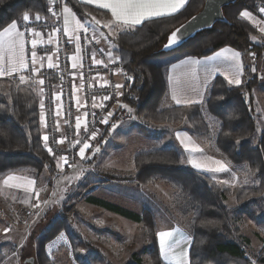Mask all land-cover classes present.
Segmentation results:
<instances>
[{
  "label": "trees",
  "instance_id": "obj_1",
  "mask_svg": "<svg viewBox=\"0 0 264 264\" xmlns=\"http://www.w3.org/2000/svg\"><path fill=\"white\" fill-rule=\"evenodd\" d=\"M203 1L189 0L174 15L147 20L116 36L114 54L131 79L130 83L124 84L120 102L122 110L130 109L146 125L182 126L191 136L206 138L211 156L221 159L238 174L242 185L235 188L218 185L186 165L181 151L170 145L137 151L132 159L134 174L128 179L139 187H147L154 181L164 182L170 186L174 197L185 204L190 213L189 264H252L242 245L229 239L235 234L231 230V213L226 201L233 198L240 206L264 198V132L256 143L250 141L257 131L253 92L264 84L249 77L247 72L244 83L237 87L216 77L207 88L202 103L174 106L168 101L166 74L172 64L184 58L207 57L225 47L240 53H260L262 48L253 43L257 37L255 28L242 20L240 14L244 10L256 13L259 7H264V0H237L223 8L227 23H217L211 30L196 35L168 53L160 52L168 35L197 14ZM48 2L0 0V31L13 21L21 24L25 13L39 14L51 25ZM62 2L81 21L92 14L108 15L78 0ZM48 74L54 83V76ZM43 171L54 175L55 163L41 138L38 97L32 87L21 84L19 78L0 79V182L9 175L41 174ZM249 171L251 174L246 180ZM87 202L141 224L148 236V245L142 252L147 257L146 264H166L159 252L156 218L152 211L145 209L138 214L92 197ZM60 220L59 223L55 220L47 234L37 241L34 264H57L53 256L58 249L68 252L72 264H89L78 255L75 238L66 220ZM56 238L60 242L53 250L49 244ZM257 263L264 264V258H258ZM127 264L145 262L132 255Z\"/></svg>",
  "mask_w": 264,
  "mask_h": 264
},
{
  "label": "rangeland",
  "instance_id": "obj_2",
  "mask_svg": "<svg viewBox=\"0 0 264 264\" xmlns=\"http://www.w3.org/2000/svg\"><path fill=\"white\" fill-rule=\"evenodd\" d=\"M60 2L62 13L64 5L62 0ZM94 16L99 15H90ZM43 20L45 19L41 17L40 20L29 22L37 24V21ZM23 24L26 22L22 20L21 29ZM35 27L37 26L31 27L32 30ZM263 64L264 61L260 64L259 70L262 71L259 78H262L264 84ZM121 72L119 70L120 75ZM127 77L124 81L130 83L131 79L128 75ZM43 81L45 92L46 82ZM262 86L257 93L255 117L257 114H264V85ZM107 111L108 107L102 111L103 115H100L97 127L91 132L88 128V132H85V125V130L78 134L75 122L76 149L71 157L67 156V153L60 154L66 149V134L63 137L58 136L54 120L57 151H48L51 149L48 141L46 149L50 156H53L52 159L56 156L63 158L62 166L55 165L54 175L43 171L35 177L34 183L31 182V176L6 184V192L10 193L14 200L11 201L10 207L0 200V264H34L37 241L47 234L55 220L59 223L60 219L66 220L75 238V249L87 263L127 264L132 255H135L141 257L146 264L148 260L142 252L148 245V236L143 226L89 204L87 199L91 197L138 214L145 209L152 211L156 218L157 234L171 228L188 230L190 213L181 199L174 197L170 186L161 181H154L147 187H139L128 179L134 174L132 159L137 151L150 147L176 146L174 131L186 128L153 123L146 125L130 109L117 108L116 114L110 115L109 119L105 117ZM104 119H107L108 123H102ZM63 130L66 133L67 129ZM45 131L48 133L47 128ZM261 131L262 128L258 125L255 137H258ZM47 133L45 135L48 137ZM93 133L95 138H92ZM199 140L206 147L209 146L206 138ZM250 141L253 143V138ZM85 143L89 144V148L85 150L82 158L80 148ZM226 205L230 209L231 230L235 234L229 239L238 241L246 258L251 263L254 261L258 264L257 259L264 258V198L240 206L235 204L233 198H229ZM58 242L59 238L52 240L50 248L56 250ZM31 259L32 263L29 261ZM53 260L57 264H72L66 250L58 249Z\"/></svg>",
  "mask_w": 264,
  "mask_h": 264
},
{
  "label": "crops",
  "instance_id": "obj_3",
  "mask_svg": "<svg viewBox=\"0 0 264 264\" xmlns=\"http://www.w3.org/2000/svg\"><path fill=\"white\" fill-rule=\"evenodd\" d=\"M80 3L91 6L95 9L106 12L107 17L94 16L90 17L85 21L79 20L74 13L71 11L65 13L64 10L60 15V21L62 24V30L64 35L68 40L71 38L72 44V54L68 60V69L72 75L73 79V101H74V115L75 122L77 123V119H79L80 127H76V131L78 134H81L83 130H85L86 118L89 114L95 113L97 114L102 106V97L101 95H97L96 97H88L83 92V81H84V70L85 67L90 66H112L113 65V74L112 76H107L104 74H94L90 75V84L91 86L97 90H105L107 88H115L114 90L116 96L111 98L109 102L108 111L105 114V117H109V113L111 115L116 114L117 108H121L122 104L120 102L122 90L124 89L125 77L120 75L119 68L121 67L119 64V60L117 56L114 54L115 45L113 40L116 36L125 29L134 28L135 26H127L122 23H116L115 18L111 14L110 9L101 8L99 5L102 3H107L109 0H78ZM189 0H186L185 5ZM66 6L63 7V9ZM183 8V7H182ZM182 8L176 11L174 14L178 13ZM247 11L249 16L244 17L240 14V18L246 22H248L251 26H253L257 32V37L253 39V43L255 46H258L261 49L260 53L255 52H247L240 53L239 58L232 59V54L237 52L231 48L225 47L222 48L210 56L203 58H193L188 57L184 58L174 64H172L166 74V82H167V96L168 101L174 106H188L194 104H200L203 102L205 93L207 88L210 86L212 81L216 77H221L226 81V83L232 87L240 86L244 83L246 72L249 77H254L260 84H263L261 81L262 78H259V75L262 69L259 70L261 62L264 61V11L260 9L253 13L249 10ZM171 14V15H174ZM167 15V16H171ZM164 16V17H167ZM36 15H29V20H36ZM67 17L68 24L65 25L64 18ZM162 18V17H161ZM157 19V18H155ZM52 20V19H51ZM95 21H99V24L95 23ZM151 20L146 19L143 22ZM142 22V23H143ZM78 23L84 25L87 28V32L84 31L83 27H78ZM141 23V24H142ZM140 24V25H141ZM21 24H17V30L21 31ZM24 25V24H23ZM107 25V26H106ZM9 26V25H8ZM35 29L31 31L30 34V43L27 45L24 40V59L27 63L28 67L26 69L18 70L12 72L11 75L0 76V79H12L19 78V81L23 85H29L34 90V93L38 97L39 101V112H40V131L41 138L45 146V142L43 137L46 134L44 121H41V113L45 115V96L46 91L44 92V87L40 84V80H45V76L48 73H55L58 70V56H57V39L54 28L49 24L47 28H39V25H36ZM67 28V32L64 29ZM22 32V31H21ZM85 34L91 36L93 43H88L84 40ZM25 38V36H24ZM23 38V39H24ZM51 39V43L49 40ZM35 40L36 44L33 47L32 41ZM77 48L80 49L77 52ZM103 49V51H101ZM35 52V65H33V57L32 53ZM93 53L95 56L93 57ZM109 53L111 54L112 60L110 62ZM220 53V55H217ZM18 55V53H17ZM0 56L4 59L0 61V64H3L5 67H8L9 58L13 56L8 50L7 43H5L4 47L0 49ZM49 57H51V62L54 64L53 68H48ZM101 60L102 64H96L93 61ZM76 64V67L73 68L72 65ZM33 67H35L36 71H33ZM255 68V71H253ZM264 68V64H263ZM264 74V73H263ZM262 74V75H263ZM225 75H228L229 78H233L238 76L241 80L240 85L229 84L227 80L224 78ZM24 77V81L20 80V77ZM123 79V80H122ZM123 81V82H121ZM82 85V87H81ZM116 85H122V87L117 88ZM263 87V86H262ZM260 86H257L254 89V100L257 103L258 100V92L261 90ZM50 97L52 100V106L54 109L55 120L57 124V133L59 137L65 136V132L63 128L64 126V117L62 111V97L61 90L56 85V83H50ZM59 95L60 100H56L55 97ZM177 100L180 102L177 103ZM43 102L44 107L41 109L40 104ZM255 103V105H256ZM258 104V103H257ZM257 105L255 106V108ZM45 117V116H44ZM112 117V116H111ZM110 119V117H109ZM256 119V127L260 125L262 128V132H264V114H257ZM260 133V134H261ZM259 134V135H260ZM173 138L176 146L183 156V160L186 165L195 169L201 174L206 175L211 180L217 182L221 186H227L229 188L238 187L241 184L240 176L234 173L229 166L222 161L221 159H217L211 156L209 146L203 145L202 141L191 136V134L187 130H175L173 133ZM258 137H253V143L257 142ZM60 141H62L60 139ZM62 149L64 144L61 145ZM46 148V147H45ZM192 149H199V151H192ZM47 150V149H46ZM48 152V151H47ZM64 155V149L60 152V154ZM49 154V153H48ZM50 155V154H49ZM53 157V156H51ZM62 159V157H61ZM61 159L56 156L53 158L56 167L62 166ZM58 161L60 162L58 164ZM216 161H221L223 164L227 166V170L221 172H213V171H204L205 168H216L218 165ZM199 164L201 168L198 170L192 166V163ZM39 174L30 173V172H22L13 175L7 176L0 182V200L7 206H12L11 201H13V196L8 192H6V187L10 181H22L24 179L32 178L34 183L35 177ZM7 184V185H6ZM33 186V185H31ZM6 188V189H5ZM16 195V194H15ZM14 195V196H15ZM23 199V198H22ZM167 231L173 233V235L166 240L165 253H161L160 249V238L157 234V241L159 244V252L162 260L166 264H170V261H178L180 259L181 253L187 254V261L189 264V249L191 245V237L188 233V230L181 228H171ZM159 233V232H158ZM247 243V241H246Z\"/></svg>",
  "mask_w": 264,
  "mask_h": 264
},
{
  "label": "snow or ice",
  "instance_id": "obj_4",
  "mask_svg": "<svg viewBox=\"0 0 264 264\" xmlns=\"http://www.w3.org/2000/svg\"><path fill=\"white\" fill-rule=\"evenodd\" d=\"M91 2V0H89ZM186 3V0H109L107 3H102L99 6L101 8H106L111 10L112 16L115 18L116 23H122L123 25L127 26H135L140 25L144 20L146 19H155V18H161L167 15L174 14L176 11H178L180 8L184 7ZM65 13H68L71 11V9L65 7L64 9ZM51 11V9H49ZM261 11H264L262 9ZM54 15V13H53ZM242 16L247 17L249 16V13L247 11L241 13ZM39 14L36 15L35 19L40 20ZM23 21L27 22L29 21V15L25 13L22 17ZM95 23L99 24V21H95ZM65 25L68 24L67 17L64 18ZM107 26V25H106ZM78 27H83L84 31L87 32V28L84 27V25L78 23ZM264 30V29H262ZM65 32H67V28L64 29ZM179 32V29L176 32H173L169 36V43L165 45L166 47H169L177 42V34ZM24 33L17 30V23L13 21L9 26H6L3 28L2 31H0V49H2L7 43L8 50L13 53V56L9 58L8 67H5L3 64H0V76L4 75H11L12 72L26 69L28 67L27 63L24 59ZM71 42V38L69 40ZM49 43H51V39L49 40ZM33 47L36 44V41H32ZM80 49L77 48V52H79ZM103 51V49H101ZM18 53V55H17ZM217 55H220V53H217ZM35 56L36 53H32L33 57V65H35ZM95 56V53H93V57ZM240 53L234 52L232 54V59L239 58ZM110 62L112 60L111 54L109 53ZM3 57L0 56V61H3ZM96 64H102L103 61L101 60H95L93 61ZM54 64L51 62V57H49V63L48 68H53ZM73 68L76 67V64L72 65ZM33 71H36L35 67H33ZM253 71H255V68H253ZM224 78L227 80L229 84H236L240 85L241 80L238 78V76L229 78L228 75H225ZM20 80L23 82L24 77L21 76ZM40 84H43L44 81L40 80ZM82 87V85H81ZM117 88L122 87V85H116ZM56 100H60V96L57 95L55 97ZM104 99H108V97H104ZM180 101L177 100V103ZM41 109H43L44 104L41 102L40 104ZM111 113H109V116ZM41 121H44V114L41 113ZM102 123H108L107 119H104ZM76 127H80L79 119H77ZM92 138H95V133L92 134ZM43 140L45 142V147H47V141L48 137L45 135L43 137ZM63 141H61L62 143ZM89 148V144L85 143L83 147L80 148V154L83 158L85 150ZM48 151L51 153L52 149H48ZM192 151H199V149H192ZM63 159V158H62ZM192 163V166L194 168H197L198 170L201 168L199 164ZM59 164V161H58ZM216 164L218 167L216 168H205L204 171H213V172H221L227 170V166L223 164L221 161H216ZM250 171L246 173V180L247 176L250 175ZM173 235L170 231H161L158 233V236L160 238V249L162 254L165 253V247H166V240L167 238L171 237ZM170 264H188L187 261V254L181 253L180 259L178 261H170ZM252 264H255L253 261Z\"/></svg>",
  "mask_w": 264,
  "mask_h": 264
},
{
  "label": "built area",
  "instance_id": "obj_5",
  "mask_svg": "<svg viewBox=\"0 0 264 264\" xmlns=\"http://www.w3.org/2000/svg\"><path fill=\"white\" fill-rule=\"evenodd\" d=\"M50 1V9L49 14L52 18L51 26L54 28L56 33V39H57V56H58V70L55 73H52V75L55 78L56 85L61 90V97H62V111L64 115V126L67 129L66 131V149L64 150V153H67V156H72V153L76 149V134H75V115H74V101H73V95H72V89H73V81H72V75L68 69V60L69 57L72 54V44L69 42V40L66 38V36L63 33L62 30V24L60 21V11H61V2L60 0H49ZM260 10L264 9V7H259ZM258 9V10H259ZM54 13V15H53ZM59 15V16H58ZM39 23L34 24L32 22H26V24L23 25L22 31L24 33V40L27 45L30 43V34L32 31L31 27H34L36 25H39L41 28H47L48 24L46 20L43 21H37ZM84 40L88 43H93L92 38L90 35L85 34ZM113 65L112 66H90L85 67V70L83 72L84 74V81H83V92L88 97H96L97 95H101L102 98L108 97V99H103L102 106L100 111L95 114L91 113L86 118V131H93L95 127H97L100 118V115H103L102 111H104L107 107H109V102L111 98L115 96V91L112 88H107L105 90L97 91L95 90L91 84H90V75L94 74H104L107 76H112L113 74ZM120 70L122 71V76L128 79L125 71L120 67ZM50 78L49 74L45 76V82H46V96H45V117L44 121L46 122L45 129L47 128L48 131V143L52 149V152H56L57 149H55L56 141H55V114L54 109L52 108V100L50 97ZM88 128V131H87ZM53 154V153H52ZM55 154V153H54ZM68 159V158H67ZM72 159V158H71Z\"/></svg>",
  "mask_w": 264,
  "mask_h": 264
},
{
  "label": "water",
  "instance_id": "obj_6",
  "mask_svg": "<svg viewBox=\"0 0 264 264\" xmlns=\"http://www.w3.org/2000/svg\"><path fill=\"white\" fill-rule=\"evenodd\" d=\"M236 1L237 0H204L202 8L197 14L190 17L168 35L161 50L163 52H170L194 38L196 35L211 30L217 23H227L223 14V8L234 4ZM178 29L177 42L166 47L165 45L169 43V36ZM29 261L31 263L33 262L32 259Z\"/></svg>",
  "mask_w": 264,
  "mask_h": 264
}]
</instances>
